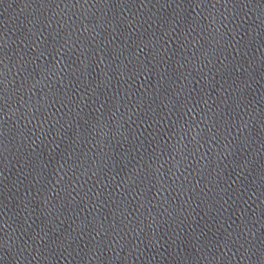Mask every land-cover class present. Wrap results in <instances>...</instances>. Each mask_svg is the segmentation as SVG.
Wrapping results in <instances>:
<instances>
[{
	"label": "water",
	"instance_id": "95a60500",
	"mask_svg": "<svg viewBox=\"0 0 264 264\" xmlns=\"http://www.w3.org/2000/svg\"><path fill=\"white\" fill-rule=\"evenodd\" d=\"M0 264H264V0H0Z\"/></svg>",
	"mask_w": 264,
	"mask_h": 264
}]
</instances>
